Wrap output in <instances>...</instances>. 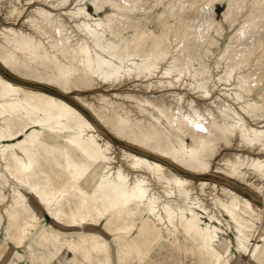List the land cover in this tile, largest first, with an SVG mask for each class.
<instances>
[{"label":"bare ground","instance_id":"bare-ground-1","mask_svg":"<svg viewBox=\"0 0 264 264\" xmlns=\"http://www.w3.org/2000/svg\"><path fill=\"white\" fill-rule=\"evenodd\" d=\"M70 1L0 0V64L32 83L0 71V226L6 219L7 236L0 263L28 255L31 264H49L68 248L76 264H113L104 234L120 264L259 259L264 123L256 120L264 93L260 101L246 93L264 85V65L242 70L239 58L255 44L264 57V0L250 1L229 36L220 59L240 48L220 75L192 73V52L218 22L205 21L217 5L228 4L223 16L233 26L248 0H92L96 14L86 0L60 8ZM149 4L187 14L181 55L163 47L170 23L149 26ZM224 31L221 25L220 37ZM189 72L193 80L185 79ZM219 82L225 86L215 92ZM36 204L59 225L103 231L88 229L81 242L62 238ZM140 224L158 228L151 252L134 237ZM36 237L48 252L34 251Z\"/></svg>","mask_w":264,"mask_h":264},{"label":"rangeland","instance_id":"rangeland-1","mask_svg":"<svg viewBox=\"0 0 264 264\" xmlns=\"http://www.w3.org/2000/svg\"><path fill=\"white\" fill-rule=\"evenodd\" d=\"M181 1H184V0H181ZM250 1L251 0H248L246 9L242 13V15H240L238 17V22H236L233 26H231V20L227 21L225 19V17L223 16V11L225 9H227L228 4H222L221 6L217 7L216 13L212 12L213 14H211V13L208 14L207 19L205 18L206 22L211 20V18L216 19L218 22L215 23V25L212 27L211 31L208 32V34L204 35V37H203L204 39L202 38L203 42L199 45L200 46L199 49L197 47L192 52V60L188 65L189 69L192 73L196 72L197 70H202L203 68H206V69L211 71V74L220 75L221 71L227 65H232L236 62L232 58L238 52V50L240 48L239 45L238 46L236 45L233 48H231V50L226 55L227 58L220 59V55L222 54V51L224 50V48L226 46V43L228 41L229 36L234 32V30L238 26L239 22L243 21L245 15H246V12L250 7ZM91 2H92V0H86L85 1L86 6L92 13L96 14L95 8L92 6ZM175 3L177 4V8H179L181 3L178 4L176 1H174L172 4H175ZM74 5H75V1L72 0L68 4H66V6H61L60 8L63 9V8L74 6ZM152 5L153 4H149L151 9H149V11L147 12V15H146V16L151 17V20H152V22L149 24V26L153 30H159L165 23H170L168 40H165V43H164L165 45L163 47L164 48H166V47L173 48L174 47V50L172 52L173 55H181V49L180 48L176 49V47H178L180 45L181 38L184 36L183 33H181L180 26L182 25V21L186 19L187 14L185 13V11L178 10L175 13V15L172 16V15H169V13L172 9L171 5H168V4L167 5H161V4L157 5L156 4L153 8H152ZM107 10L109 12L114 11V9L111 8L110 6L107 7ZM230 11H232V9ZM132 16L136 18L135 15H132ZM141 17H142V15H141ZM194 17H196L195 20L197 22V20L199 19L198 16H194ZM138 18H140V16ZM140 20H141V22L146 23L145 19L143 17L140 18ZM196 22H195V24L197 25V23H199L201 21H199L197 23ZM201 23H199V25ZM199 25H197V26L199 27ZM221 25L225 28V31H224V34L222 37H220L218 34V31L220 30ZM202 26H205V25L203 24ZM130 34L131 33L129 32V35ZM187 49H189V48H187ZM208 50L210 53L207 52ZM261 53H262V49L259 48L258 44L253 45L252 50L250 51V53L247 54L245 59L239 58V60H241L239 64L242 65V67H243L242 70H247L251 65L259 62L260 60H263L261 62L264 65V57L261 56ZM0 71H2L5 75L9 76L10 78H12L16 81L22 82L26 85H32L31 82H28V81L24 80L21 76H18L17 74L10 72L6 68H4L1 64H0ZM235 76H237V73ZM185 79L193 80V77L191 76L190 72L187 74ZM224 86H225L224 83L219 82L218 85L215 87L214 91L217 92L220 88H223ZM261 93H264V85L254 89L253 91H251L249 93H246V97H250V98L257 99L258 101H260V98H258V97ZM193 96H195V95L193 94ZM196 98L200 99L198 97H196ZM263 101H264V99L261 98V102H263ZM87 113H89V112H87ZM258 116L259 117L257 118L256 122L264 123V111L259 112ZM188 141H190V140H188ZM124 142L129 143L130 140L124 139L123 143ZM200 178H208V177L202 176ZM216 180L218 181V179H216ZM197 181H199V178ZM261 182H263V181H257V184H259ZM242 185L246 186V184L244 182ZM259 199L261 200L260 197H259ZM35 206H36V209L38 210V212L40 213V215L42 216V221H44L45 223H47L50 226H53L54 228L60 229V227H56V225H55L56 223H54L55 221L52 219L51 215H49L44 210V208L42 206H40L39 204H36ZM5 222H6V219L3 218V223L0 226V243L2 241H4V242L7 241V236H6V232H5V227H6ZM256 222L258 223V225L260 227L259 230L260 231L262 230V232H263L264 231L263 230L264 215H261V214L256 215ZM225 230H226V228H225ZM157 231H158L157 227L152 228V226L140 224L137 228V231H136V234L134 237L136 238V240H138V242H140L142 244L144 250L148 249V251L151 252L152 241L154 240V238L157 234L156 233ZM160 236H168V233L166 231H161ZM226 236L234 238L233 231H231V230L228 231V234H226ZM257 241H260L263 244L261 252L264 253V242L260 239H258ZM30 243L32 244L34 251H36V252L41 251L42 243H41V240L39 238H37V237L34 238ZM158 250L159 249L156 248V251H158ZM234 253H237V252L234 250ZM243 258H244L243 261L245 262V261H248L249 256L244 255ZM0 264H30V260H29V256L27 255V257L21 261H18L17 258L13 257L11 259H7L6 261H4V263H0ZM251 264H264V255L260 256L259 259L252 261Z\"/></svg>","mask_w":264,"mask_h":264},{"label":"crops","instance_id":"crops-1","mask_svg":"<svg viewBox=\"0 0 264 264\" xmlns=\"http://www.w3.org/2000/svg\"><path fill=\"white\" fill-rule=\"evenodd\" d=\"M218 6H221V5H217V7ZM217 7H216V9H217ZM54 223H56V222H54ZM55 225H56V227H60V229H57V228H55V229L59 230L62 233V238L63 237L64 238L70 237L75 242H81L80 236H82L88 229H91L95 232H100V233H102V231H103L102 225L94 226L92 228H87V230L65 227V226H61L57 223ZM104 235L107 237L108 242L111 246V252L113 255L112 256L113 257V260H112L113 264H120L118 261V257H117L118 249L115 247L113 240L111 238H109L110 235L109 236H108V234H104ZM84 245H85V247L90 248L89 244H84ZM41 251L48 252L49 250L46 249V247L43 246V244H42ZM75 259H77V256L74 254V252L70 251L68 248H64L60 254H58L54 259L49 260L48 263L49 264H76ZM130 263L131 264H138V260L137 261L133 260ZM30 264H31V262H30Z\"/></svg>","mask_w":264,"mask_h":264}]
</instances>
